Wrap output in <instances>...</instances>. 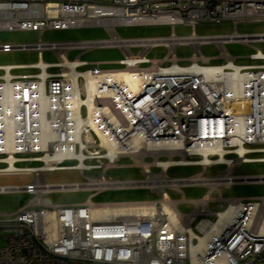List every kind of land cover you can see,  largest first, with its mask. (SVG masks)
Returning a JSON list of instances; mask_svg holds the SVG:
<instances>
[{
  "label": "built area",
  "instance_id": "2783aa9c",
  "mask_svg": "<svg viewBox=\"0 0 264 264\" xmlns=\"http://www.w3.org/2000/svg\"><path fill=\"white\" fill-rule=\"evenodd\" d=\"M204 21L264 22V0H0V31L100 27L110 35L98 41L0 45L3 53L33 50L39 56L33 64L0 66V176L31 177L23 185H0V194L32 196L15 213L0 217V230L8 232L0 264H264V196L224 198L221 192L264 184V175L237 173L241 164L264 163V53L256 49L248 55L255 64H235L222 46L264 42V34L234 30L224 36L120 38L113 32ZM167 38L174 40L164 42ZM203 44L216 45L223 62L208 64L199 52ZM180 45L192 47L187 65L175 55ZM158 46L167 48V55L148 58ZM96 48L119 50L121 68L80 70L90 63L66 58L70 50ZM43 51L58 61L44 63ZM205 66L222 67L224 78L208 80L196 70ZM233 67L243 81L228 76ZM20 69L37 72L11 73ZM233 82L237 98L227 94ZM122 159L127 162L119 164ZM184 166L201 170L167 175L170 168ZM218 166L221 171L206 174ZM115 168H135L140 176L106 174ZM57 171L82 179L45 182ZM189 187L205 191L188 200L182 189ZM121 189H147L158 198L91 201ZM63 191L90 195L74 205L45 198ZM167 191L181 198L172 200ZM180 204L192 208L181 212ZM211 204L217 210H210ZM215 224L200 244L199 237Z\"/></svg>",
  "mask_w": 264,
  "mask_h": 264
},
{
  "label": "rangeland",
  "instance_id": "374dc122",
  "mask_svg": "<svg viewBox=\"0 0 264 264\" xmlns=\"http://www.w3.org/2000/svg\"><path fill=\"white\" fill-rule=\"evenodd\" d=\"M103 3H110L112 0H100ZM240 34H264V22L261 23H244L240 22L234 26L231 22H222L216 24L214 22L204 21L199 22L193 27L185 25H175L173 28L167 25H155L147 27H116L114 29L115 35L120 38H141V37H168L172 33L177 37H188L194 32L198 36H224L232 34L233 31ZM110 35L103 28L88 27V28H72L66 30H45L43 32L32 31H0V45L1 44H34L40 39L42 42H86L98 41L109 39ZM223 48L225 52L236 58L235 64L250 65L257 63L248 59V55L255 53V50H260L264 53V42H252L249 46L238 43L228 42L224 43ZM136 52L135 50H132ZM167 48L158 46L150 49L147 52V57L151 59H162L167 55ZM199 52L203 58L208 59V64L217 65L223 62L219 57V50L214 44H203L199 48ZM175 55L179 59V64L187 65L189 57L192 55V47L190 45H180L175 48ZM79 56L80 61H85L88 64L82 69H119L120 65L117 64L118 59L122 57V53L113 48H96L87 52L81 50H70L66 53L68 60H74ZM39 56L36 51H11L7 53L0 52V66L6 65H24L33 64L37 62ZM41 60L44 63H55L58 61L55 54L50 51H43ZM110 62V63H109ZM57 69H49L48 72H55ZM37 70H13L12 74H26L35 73ZM2 72L0 71V74ZM149 160V159H148ZM126 160H121L119 164L126 163ZM71 164L72 162H67ZM38 163H18L17 166H35ZM2 167V165H0ZM201 168L193 167H172L167 171L169 177H185L196 174ZM222 170L218 166L212 170H208L206 174H215ZM153 173H157L158 169L152 168ZM237 173L246 175H264V163H247L241 164ZM107 175L116 179H136L139 178L137 169L135 168H115L108 170ZM82 179L76 177L74 172L71 171H57L45 177V182L49 183H64L73 180ZM31 177L27 175H8L0 176V185H23L29 183ZM184 196L188 200L199 198L204 188H184L182 189ZM172 200H179L181 194L167 191ZM90 192H53L46 195L45 198L53 204L58 205H74L82 203L87 200ZM264 196V184H247V185H233L224 190V198L233 197H260ZM32 196L24 193H9L0 194V217L8 214L15 213L19 208L25 206ZM157 195L151 193L147 189H121L116 191L102 192L91 198V201L98 203L108 202H127V201H142L147 199H156ZM192 206L190 204H180L179 210L181 212H188ZM210 210H217L215 204L210 205ZM213 219V218H212ZM8 233L6 230H0V245L3 244L2 240L4 235Z\"/></svg>",
  "mask_w": 264,
  "mask_h": 264
},
{
  "label": "bare ground",
  "instance_id": "6f19581e",
  "mask_svg": "<svg viewBox=\"0 0 264 264\" xmlns=\"http://www.w3.org/2000/svg\"><path fill=\"white\" fill-rule=\"evenodd\" d=\"M173 40H174L173 38H167V39L164 40V42L172 43ZM231 66H232V64L230 63V64L227 65V68H229ZM233 68H234V72L232 74L228 75V76L231 77L232 79H234L235 81H238V82L243 81L244 80V75L238 72V68H236V67H233ZM199 69H196L197 72H200L201 74H204L205 78H207L208 80H218V78L220 76H221V78H224V75L221 73L223 69L220 66H217V67L205 66V67H202V69H200V70ZM122 77L127 78L126 80H129V82H133L132 79H131V76L123 75ZM228 82L230 83V81H228ZM231 84L232 85L229 86L227 94H229L230 96H233V98H237V97L241 96L237 92L238 89H236V88L234 89V82L231 83ZM130 86L133 87L134 83H130ZM232 87H233V89H232ZM238 143H240V142H238ZM241 147L238 148V151H243V147L242 148ZM199 151L204 156V158H206V155H207L206 150L205 149L204 150L200 149ZM223 215L224 214H219V218H222ZM216 226H217L216 224L211 226L210 230L206 231L203 237H199L200 244H202L204 241H206L208 239L209 235L212 233V230H214L216 228Z\"/></svg>",
  "mask_w": 264,
  "mask_h": 264
},
{
  "label": "crops",
  "instance_id": "0c3cea01",
  "mask_svg": "<svg viewBox=\"0 0 264 264\" xmlns=\"http://www.w3.org/2000/svg\"><path fill=\"white\" fill-rule=\"evenodd\" d=\"M122 58V57H121ZM118 60H120V59H118ZM110 63V62H109ZM191 188H195V187H189L188 189H191ZM226 189H228V188H226ZM226 189H223L221 192H222V196L224 195V190H226ZM107 192V191H106ZM233 198H235V197H233ZM238 198H247V197H238Z\"/></svg>",
  "mask_w": 264,
  "mask_h": 264
}]
</instances>
